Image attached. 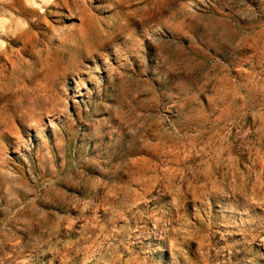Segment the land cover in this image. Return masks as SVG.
<instances>
[{"label": "rangeland", "instance_id": "rangeland-1", "mask_svg": "<svg viewBox=\"0 0 264 264\" xmlns=\"http://www.w3.org/2000/svg\"><path fill=\"white\" fill-rule=\"evenodd\" d=\"M0 73V264H264V0H0Z\"/></svg>", "mask_w": 264, "mask_h": 264}, {"label": "bare ground", "instance_id": "bare-ground-1", "mask_svg": "<svg viewBox=\"0 0 264 264\" xmlns=\"http://www.w3.org/2000/svg\"><path fill=\"white\" fill-rule=\"evenodd\" d=\"M38 23V22H37ZM33 26H31V28H32ZM36 27V26H35ZM28 30V29H27ZM31 34V33H30ZM23 35V34H22ZM21 36V35H20ZM25 36V35H24ZM29 36V35H28ZM17 38V37H16ZM25 38V37H24ZM30 38V37H29ZM31 39V38H30ZM27 40V39H26ZM11 41H14V39H11ZM28 41V40H27ZM26 42V41H25ZM28 43V42H27ZM29 44V43H28ZM10 45V44H9ZM13 45V44H12ZM28 46V45H27ZM10 47V46H9ZM30 47V46H29ZM8 49V48H7ZM27 49V48H26ZM32 49V48H31ZM9 50V49H8ZM22 50H23V48H22ZM27 51H29V50H27ZM12 52V51H11ZM26 52V51H25ZM23 53V52H22ZM29 53V52H28ZM15 54V53H14ZM2 56V55H1ZM21 56V55H20ZM15 62V61H14ZM9 66V65H8ZM1 72H2V70H1ZM4 74V73H3ZM0 75H1V73H0ZM2 80V79H1Z\"/></svg>", "mask_w": 264, "mask_h": 264}]
</instances>
